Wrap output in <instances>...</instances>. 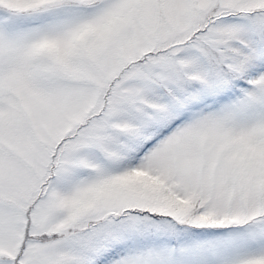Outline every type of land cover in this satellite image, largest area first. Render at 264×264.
Masks as SVG:
<instances>
[{
    "label": "snow or ice",
    "instance_id": "1",
    "mask_svg": "<svg viewBox=\"0 0 264 264\" xmlns=\"http://www.w3.org/2000/svg\"><path fill=\"white\" fill-rule=\"evenodd\" d=\"M0 264H264V0H0Z\"/></svg>",
    "mask_w": 264,
    "mask_h": 264
}]
</instances>
